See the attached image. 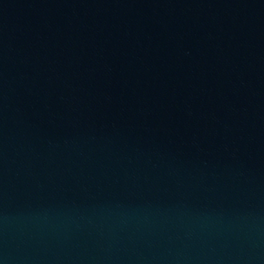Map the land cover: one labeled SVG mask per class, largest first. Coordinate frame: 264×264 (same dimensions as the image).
I'll list each match as a JSON object with an SVG mask.
<instances>
[{"label":"water","instance_id":"obj_1","mask_svg":"<svg viewBox=\"0 0 264 264\" xmlns=\"http://www.w3.org/2000/svg\"><path fill=\"white\" fill-rule=\"evenodd\" d=\"M0 264H264V0H0Z\"/></svg>","mask_w":264,"mask_h":264}]
</instances>
